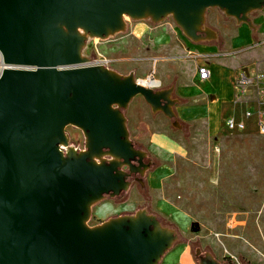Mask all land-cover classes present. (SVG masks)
I'll use <instances>...</instances> for the list:
<instances>
[{
    "label": "water",
    "instance_id": "obj_1",
    "mask_svg": "<svg viewBox=\"0 0 264 264\" xmlns=\"http://www.w3.org/2000/svg\"><path fill=\"white\" fill-rule=\"evenodd\" d=\"M209 9L255 31L249 15L264 0H0V264L160 262L177 235L145 209L88 221L94 205L128 190V176L149 169L126 127L131 100L179 130L177 100L172 87H144L82 52L124 32V18H170L187 41H213ZM66 127L81 133V150Z\"/></svg>",
    "mask_w": 264,
    "mask_h": 264
},
{
    "label": "rangeland",
    "instance_id": "obj_2",
    "mask_svg": "<svg viewBox=\"0 0 264 264\" xmlns=\"http://www.w3.org/2000/svg\"><path fill=\"white\" fill-rule=\"evenodd\" d=\"M249 17L251 21L264 18V10ZM124 21V32L105 40H89L82 54L89 58V65L105 60L107 68L121 75L132 72L137 79L138 64L145 60L138 49L149 45L152 37L144 32L139 40L129 38L131 27L142 22ZM143 23L152 28L168 25L164 29L174 33V40L184 41L170 18L156 25ZM261 42L264 46V36ZM255 43L260 44L257 37ZM252 59V55L241 53L233 63L246 68ZM158 73L156 68L155 75ZM124 114L131 117L127 126L130 140L146 152L152 166L144 174L142 187L131 183L126 192L94 205L88 225L145 209L177 235L158 264L169 260H174L172 264H197L196 249L210 253L218 262L264 264V135L256 132L253 118L244 122L246 128L241 132L229 131L223 124L215 137H207L178 120L180 129H174L162 114L152 115L140 97L131 100ZM65 133L69 145L81 150V133L72 127H66ZM152 133L165 135L182 149L159 160L158 151L148 145ZM171 211L184 215V228Z\"/></svg>",
    "mask_w": 264,
    "mask_h": 264
},
{
    "label": "crops",
    "instance_id": "obj_3",
    "mask_svg": "<svg viewBox=\"0 0 264 264\" xmlns=\"http://www.w3.org/2000/svg\"><path fill=\"white\" fill-rule=\"evenodd\" d=\"M205 21L216 32L213 41L191 43L184 37V41H175L174 33L170 34L164 29L168 25L160 24L152 28L144 25L143 21H137L142 24L131 27L129 38L139 40L144 32L152 37L149 45L138 49L145 60L138 64L137 80L142 81L151 73L152 78L159 82V89L172 87V98L177 100L173 106L176 120L191 130L205 133L207 137H215L224 120H243V112L251 106V88L244 96L236 97L234 83L243 73L242 70L246 69L249 77L257 73L264 76V46L261 44L264 18H253L251 22L255 31L243 23L236 24L232 19L223 17L215 9L207 10ZM255 37L260 44H253ZM241 53L252 55L249 67L243 68V64L233 63V59ZM199 66L208 70V77L204 81H199L196 76ZM156 68L158 76L155 75ZM125 117L127 127L131 117L129 114ZM148 145L158 151L159 160L178 154L182 149L181 145L161 133H152ZM170 214L183 228L186 226L184 215L177 211ZM172 263L174 260L165 262Z\"/></svg>",
    "mask_w": 264,
    "mask_h": 264
},
{
    "label": "built area",
    "instance_id": "obj_4",
    "mask_svg": "<svg viewBox=\"0 0 264 264\" xmlns=\"http://www.w3.org/2000/svg\"><path fill=\"white\" fill-rule=\"evenodd\" d=\"M106 64L107 61L98 60L92 65H102L106 67ZM196 76L199 81H204L208 77V70L204 66H199L196 68ZM138 82L142 86L152 90H157L160 87L159 82L152 78L151 73L146 79L141 82L138 80ZM250 88L252 89L253 98L251 100V106L243 112V120L236 121L232 118H228L224 121V126L229 131L241 132L245 130L244 120L253 118L256 132L260 135H264V76L256 74L249 77L248 75L240 73L234 83L236 97L244 96Z\"/></svg>",
    "mask_w": 264,
    "mask_h": 264
},
{
    "label": "flooded vegetation",
    "instance_id": "obj_5",
    "mask_svg": "<svg viewBox=\"0 0 264 264\" xmlns=\"http://www.w3.org/2000/svg\"><path fill=\"white\" fill-rule=\"evenodd\" d=\"M133 145H134V148L135 149H138V150H142L139 146H136L134 143H133ZM143 151V150H142ZM149 162V168L152 166V162L150 161V159H149V157L147 156V154H146V157L143 159V163L145 164V163H148ZM135 164V163H134ZM126 171V170H125ZM126 180L127 181H129L130 182V184L131 183H136L137 185H144V177H142V178H140L138 175H133V174H131L130 176H128L127 178H126ZM148 213V212H147ZM122 215H126V214H122ZM122 215H117V216H122ZM112 217H116V216H112ZM157 219V218H156ZM161 224V223H160ZM161 226H163L162 224H161ZM198 250V249H197ZM199 251V254L197 255V256H194V259L197 261V264H199V262L200 261H204V263L205 264H208L207 263V260H204V254L205 253H207V252H204V251H200V250H198ZM195 253V252H194ZM210 254V253H209ZM212 256V255H211ZM213 257V256H212ZM214 259V258H213ZM217 261V260H216ZM217 263L218 264H229V262L227 261V262H224V261H222V262H218L217 261Z\"/></svg>",
    "mask_w": 264,
    "mask_h": 264
},
{
    "label": "bare ground",
    "instance_id": "obj_6",
    "mask_svg": "<svg viewBox=\"0 0 264 264\" xmlns=\"http://www.w3.org/2000/svg\"><path fill=\"white\" fill-rule=\"evenodd\" d=\"M141 82V81H140ZM151 84H153V83H151Z\"/></svg>",
    "mask_w": 264,
    "mask_h": 264
}]
</instances>
